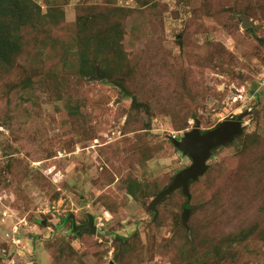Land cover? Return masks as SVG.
Returning a JSON list of instances; mask_svg holds the SVG:
<instances>
[{
	"label": "rangeland",
	"instance_id": "rangeland-1",
	"mask_svg": "<svg viewBox=\"0 0 264 264\" xmlns=\"http://www.w3.org/2000/svg\"><path fill=\"white\" fill-rule=\"evenodd\" d=\"M28 1L0 4L17 42L0 59V264H264V0ZM236 116L188 206L179 189L148 210L191 164L170 139ZM89 216L96 232L74 233Z\"/></svg>",
	"mask_w": 264,
	"mask_h": 264
},
{
	"label": "water",
	"instance_id": "water-1",
	"mask_svg": "<svg viewBox=\"0 0 264 264\" xmlns=\"http://www.w3.org/2000/svg\"><path fill=\"white\" fill-rule=\"evenodd\" d=\"M243 18V26L247 27L251 25L247 17ZM97 78L101 80L102 75L98 74ZM243 124L239 120H226L216 127L202 132L200 129V122L197 120L192 130L186 131L179 139L172 137L170 140L176 151L181 152L190 158L191 164L178 172L173 178L172 182L158 192L154 200L148 207V210H154L155 205L170 196L174 191L181 189L182 193L187 198V203L190 202L191 194L189 190L190 182L197 181L201 176L205 174L208 169V160L214 149L224 146L234 140L235 137L241 135ZM155 216L156 212L154 211ZM190 209L185 208L182 213V224L186 227ZM71 217V216H69ZM72 231L74 233L87 232L94 234L96 227L94 225V218L88 217V222L84 225L72 224ZM110 264H113L112 262Z\"/></svg>",
	"mask_w": 264,
	"mask_h": 264
},
{
	"label": "trees",
	"instance_id": "trees-1",
	"mask_svg": "<svg viewBox=\"0 0 264 264\" xmlns=\"http://www.w3.org/2000/svg\"><path fill=\"white\" fill-rule=\"evenodd\" d=\"M3 2V0H0V4ZM9 3L11 4V7L19 10L18 7L16 6V4L18 3V0H9ZM22 5H21V9L20 10H25L27 8V6L29 5V1L28 0H22ZM9 4V5H10ZM1 25V24H0ZM2 27V26H1ZM0 34H2V32H0ZM2 36V35H1ZM0 36V59L5 58L10 52H12L13 50L17 49V42L11 38H5L3 39ZM2 60H0V64H1ZM235 120H239V116L235 117ZM241 136V135H240ZM240 136H237L234 138V140ZM229 144V143H228ZM217 149V148H216ZM216 149H214L213 151H215ZM193 182H190V184ZM179 190V189H178ZM181 190V189H180ZM182 191V190H181ZM130 194H134L133 190H129ZM185 196V195H184ZM186 197V196H185ZM187 200V199H186ZM187 202L184 203V207H187ZM246 236V235H244Z\"/></svg>",
	"mask_w": 264,
	"mask_h": 264
}]
</instances>
